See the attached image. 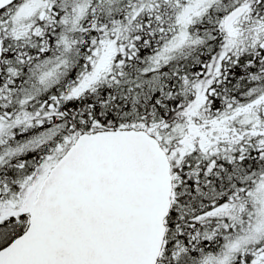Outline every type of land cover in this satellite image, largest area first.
<instances>
[{"label":"snow or ice","instance_id":"snow-or-ice-1","mask_svg":"<svg viewBox=\"0 0 264 264\" xmlns=\"http://www.w3.org/2000/svg\"><path fill=\"white\" fill-rule=\"evenodd\" d=\"M0 264H264V0H0Z\"/></svg>","mask_w":264,"mask_h":264}]
</instances>
